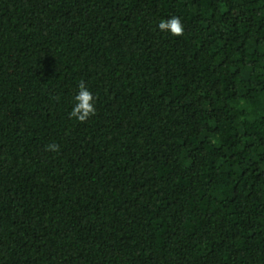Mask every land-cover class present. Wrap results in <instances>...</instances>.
Wrapping results in <instances>:
<instances>
[{"label":"trees","instance_id":"16d2710c","mask_svg":"<svg viewBox=\"0 0 264 264\" xmlns=\"http://www.w3.org/2000/svg\"><path fill=\"white\" fill-rule=\"evenodd\" d=\"M0 264H264V0H0Z\"/></svg>","mask_w":264,"mask_h":264},{"label":"clouds","instance_id":"9594fccd","mask_svg":"<svg viewBox=\"0 0 264 264\" xmlns=\"http://www.w3.org/2000/svg\"><path fill=\"white\" fill-rule=\"evenodd\" d=\"M157 27L161 32H165L172 37H180L184 33L182 20L178 16H171L167 19L160 20ZM93 115H95L94 95L85 86L83 81H81L76 95L74 96L69 117L74 118L77 121L84 122ZM46 148L50 151H57L58 145L49 144Z\"/></svg>","mask_w":264,"mask_h":264}]
</instances>
